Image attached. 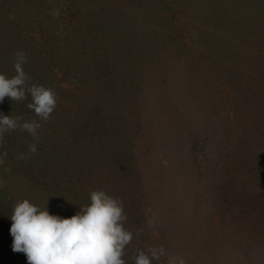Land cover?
<instances>
[{
    "label": "rangeland",
    "instance_id": "obj_1",
    "mask_svg": "<svg viewBox=\"0 0 264 264\" xmlns=\"http://www.w3.org/2000/svg\"><path fill=\"white\" fill-rule=\"evenodd\" d=\"M18 50L57 106L0 138V264H29L17 201L71 217L98 189L124 205L126 264L160 245L152 264H264V0H0V72ZM30 99L0 112L39 119Z\"/></svg>",
    "mask_w": 264,
    "mask_h": 264
},
{
    "label": "clouds",
    "instance_id": "obj_2",
    "mask_svg": "<svg viewBox=\"0 0 264 264\" xmlns=\"http://www.w3.org/2000/svg\"><path fill=\"white\" fill-rule=\"evenodd\" d=\"M26 62L25 52L18 50L14 54L15 74L8 76L0 72V102L5 97L20 101L30 96L27 107L39 119L23 121L22 117L0 112V138L18 127L38 138L41 121L50 119L57 106V94L52 87L29 83L23 67ZM36 151V144H31L28 152ZM19 158H25V153ZM89 199L71 217L51 214L47 207L42 208L27 198L17 201L10 217L13 251L24 252L29 264H126L124 250L133 233L125 227L127 215L122 201L103 189L91 191ZM148 223L152 225L154 219ZM164 254L163 245L140 250L134 264H152ZM167 264H186V261L182 256H169Z\"/></svg>",
    "mask_w": 264,
    "mask_h": 264
}]
</instances>
